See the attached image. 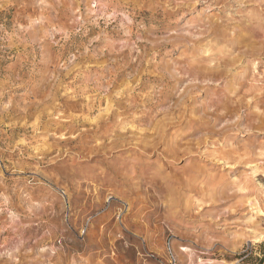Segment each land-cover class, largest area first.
Wrapping results in <instances>:
<instances>
[{"label":"clouds","instance_id":"1","mask_svg":"<svg viewBox=\"0 0 264 264\" xmlns=\"http://www.w3.org/2000/svg\"><path fill=\"white\" fill-rule=\"evenodd\" d=\"M0 264H264V0H0Z\"/></svg>","mask_w":264,"mask_h":264}]
</instances>
